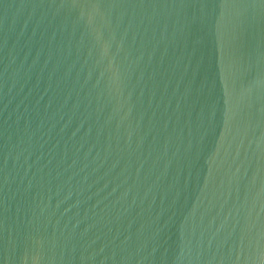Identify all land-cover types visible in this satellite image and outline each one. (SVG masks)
Returning a JSON list of instances; mask_svg holds the SVG:
<instances>
[{
	"label": "water",
	"instance_id": "water-1",
	"mask_svg": "<svg viewBox=\"0 0 264 264\" xmlns=\"http://www.w3.org/2000/svg\"><path fill=\"white\" fill-rule=\"evenodd\" d=\"M0 264H264V0H0Z\"/></svg>",
	"mask_w": 264,
	"mask_h": 264
}]
</instances>
